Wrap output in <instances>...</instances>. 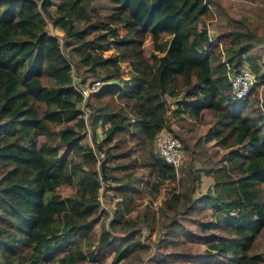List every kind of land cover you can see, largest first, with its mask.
<instances>
[{
	"label": "trees",
	"instance_id": "1",
	"mask_svg": "<svg viewBox=\"0 0 264 264\" xmlns=\"http://www.w3.org/2000/svg\"><path fill=\"white\" fill-rule=\"evenodd\" d=\"M90 1L0 0V264L95 263L103 247L111 249L114 261L126 256L133 249L126 240L134 231L114 241L101 228L94 244L99 202L85 195L84 186L97 177L109 179L124 200L138 177L126 170L134 160L120 153L131 147L136 131L142 140L135 143H151L157 130L169 129L165 95L179 90L183 94L173 111L197 117L207 110L214 122L203 139H215L226 152L221 164L207 169L212 183L204 193L181 203L183 193L171 191L164 203L173 213L181 205L201 233L216 230L225 236L194 235L172 218L166 224L169 243L181 238L203 243V257L215 258L212 264H263L255 237L264 229V100L258 102L252 85L241 98L231 97L224 63L236 71L246 61L262 77L264 62L249 53L251 33L233 27L211 39L203 24L210 0H108L112 11L104 16ZM50 5L51 24L63 33L62 42L45 28L43 10ZM161 33L168 39L160 40ZM146 35L158 52L149 60L141 47ZM61 43L78 55L83 75L99 81L89 92L97 102L90 107L89 124L103 127L93 146L82 142L85 120L77 104L83 96ZM111 47L115 54L102 56ZM120 63L131 70L128 78H121ZM113 94L132 100V117L110 100ZM94 149L102 154L99 174L88 166ZM142 165L158 182L175 179L176 168L158 155L150 154ZM73 181L72 195L55 191L56 183ZM122 222L123 233L135 227L130 219Z\"/></svg>",
	"mask_w": 264,
	"mask_h": 264
},
{
	"label": "rangeland",
	"instance_id": "2",
	"mask_svg": "<svg viewBox=\"0 0 264 264\" xmlns=\"http://www.w3.org/2000/svg\"><path fill=\"white\" fill-rule=\"evenodd\" d=\"M92 8L100 15L104 16L112 11V3L108 0H92L89 2ZM54 10V5H50L43 10V17L46 22V30L57 36L58 40L62 42L63 33L51 24V15ZM206 27L207 34L211 39L226 30L231 28L239 29L242 32L251 33L254 39L248 45L249 53L258 59L261 65L264 62V0H210V13L203 20ZM80 26V22H76ZM119 34H123L124 29L120 24L116 25ZM94 33L86 36L87 39L92 38ZM167 33L160 34V40L168 39ZM141 47L144 56L149 60L150 53L156 52L152 49V44L149 37L146 35L141 39ZM221 60H225V50L218 46ZM61 50L68 58L71 66V73L75 85L86 92L85 97L77 106L82 110L85 120L83 128L82 142L94 145V142L99 140L102 136L101 131L103 127H91L90 123V107L97 102L93 100L89 92L95 88L91 83L95 78L83 75L84 67L78 64V55L71 51V47L62 45ZM102 56H112L115 50L111 48L103 49ZM121 78H128L129 68L123 63H120ZM239 68L249 69L246 61H242ZM233 70V68L230 67ZM251 72V71H250ZM98 74L103 71L98 69ZM259 74H263L258 78L253 74L252 86L253 95L258 102L264 100V68ZM88 77V78H86ZM85 79V80H84ZM80 80V81H79ZM77 81H79L77 83ZM183 90H179L174 94H166L167 109L165 118L169 124V129L166 131L175 136L182 145V157L179 165L175 170V179L158 182L154 175L147 172V169L142 163L149 160L150 154H155L153 141L151 143L136 141L142 140L139 132L135 129V134L129 140L131 147L124 149L120 154L125 156L128 160H134V166L127 168V172L134 173L138 177V183L134 188L125 191V198L122 199V194L117 193L111 186L112 181L100 180L99 177L93 181L86 183L84 192L86 196L95 197L98 202L97 217L98 222L93 226L92 237L94 244L97 241V234L104 228L109 232L110 237L114 241L126 236L134 231V236H131L126 241L133 245V249L123 258L114 261V256L109 248H102L100 257L95 263H88L86 261L79 264H212L215 258L203 257L205 244L199 242H190L185 239H180V243H169L170 238L166 234L167 222L174 218L177 223L188 232L194 235L215 234L225 236L224 232L216 230H207L201 233L194 225L193 220L183 214L181 205L175 207L176 212H172L165 206L164 200L170 195L171 191L183 193V201L187 202L188 195L192 198L204 193L208 186H211L212 178L207 169L214 165L221 164L222 156L226 149L215 143V139L204 140L203 133L207 126L214 122V117L210 115L207 110H201L197 117H193L186 111L173 110L176 107L175 100L182 97ZM104 98L101 102H105ZM114 103L118 104L125 111L128 118L132 117L129 111V106L132 100L120 97L116 94L112 95ZM42 103L37 102V111L42 108ZM264 113V110H262ZM105 124L104 126H106ZM108 144H102L104 148ZM60 154H64L63 149H59ZM95 157L88 163L89 168L95 169L99 174V160L101 158V150H95ZM76 158H79L76 156ZM113 162L108 163L112 165ZM125 169L119 170L116 173L119 175ZM112 172H115L111 170ZM55 191L62 197L70 196L75 191L74 181L70 183H56L54 185ZM264 188V183L261 184ZM51 192H46L49 195ZM189 197V198H190ZM209 213V212H207ZM124 219H130L135 225L134 228L127 229V233L118 230ZM175 241V240H172ZM255 251L264 256V229H262L255 237ZM166 260L163 262L162 260ZM264 264V262H263Z\"/></svg>",
	"mask_w": 264,
	"mask_h": 264
},
{
	"label": "built area",
	"instance_id": "3",
	"mask_svg": "<svg viewBox=\"0 0 264 264\" xmlns=\"http://www.w3.org/2000/svg\"><path fill=\"white\" fill-rule=\"evenodd\" d=\"M224 63L226 64L225 75L229 85V94L233 98H241L247 93L252 85L253 73L247 68H239L234 71L230 69L225 61ZM91 83H93L96 88L99 81L93 80ZM80 92L84 98L86 92L81 89ZM152 141L154 144L155 154L160 156L165 163L176 168L182 157L181 142L164 128H160L155 132Z\"/></svg>",
	"mask_w": 264,
	"mask_h": 264
},
{
	"label": "crops",
	"instance_id": "4",
	"mask_svg": "<svg viewBox=\"0 0 264 264\" xmlns=\"http://www.w3.org/2000/svg\"><path fill=\"white\" fill-rule=\"evenodd\" d=\"M130 72H131V70H130Z\"/></svg>",
	"mask_w": 264,
	"mask_h": 264
}]
</instances>
